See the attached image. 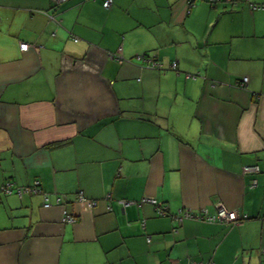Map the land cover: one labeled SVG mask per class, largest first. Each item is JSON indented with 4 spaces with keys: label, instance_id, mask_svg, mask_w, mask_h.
I'll use <instances>...</instances> for the list:
<instances>
[{
    "label": "crops",
    "instance_id": "1",
    "mask_svg": "<svg viewBox=\"0 0 264 264\" xmlns=\"http://www.w3.org/2000/svg\"><path fill=\"white\" fill-rule=\"evenodd\" d=\"M102 2L0 0V264H264V0Z\"/></svg>",
    "mask_w": 264,
    "mask_h": 264
},
{
    "label": "built area",
    "instance_id": "2",
    "mask_svg": "<svg viewBox=\"0 0 264 264\" xmlns=\"http://www.w3.org/2000/svg\"><path fill=\"white\" fill-rule=\"evenodd\" d=\"M65 0H53V2L56 4V5H60L62 2H64ZM210 2H215L216 0H208ZM225 1H229V0H225ZM111 3V0H103V6L104 7H108ZM28 44L25 43V42H21L20 43V49L22 50H26L28 48ZM114 56V55H112ZM119 57V56H117ZM152 66H158L156 64V62H152L151 63ZM171 67L172 68H175V62L171 63ZM247 78H243V81L246 82ZM259 171V168L257 165H244L242 167V172L243 173H246V172H249V173H256ZM256 183L255 180H253L252 182V185H254ZM13 190L18 194V195H21L23 193H26V192H32V193H37V192H40V189L38 187V181L35 180L33 182V185L31 186H14V184L12 182H6L5 184H3L1 187H0V193L1 192H4V193H7V194H10L13 192ZM44 196V201H43V206H50L51 203L47 201V196L46 194H43ZM82 199V196H80ZM150 200L152 203L155 204V200L154 199H148ZM143 201V200H141ZM155 209H156V212L157 214L159 215H164L166 214L165 212V207L164 206H161V205H157L155 206ZM183 216H190V217H197V218H202L206 221H210V222H213V221H216V222H226V223H237L239 221L242 220V218H245L246 216L243 215L242 217L239 216L237 214V212L235 210H230V209H227L225 208L221 203H218L217 206H216V211L214 214H205V215H195L194 213H192L191 211L189 210H184L182 211V213L180 215H178V218L181 219ZM72 216L69 215V214H66L64 216V220H67V221H71L72 220ZM190 264H201V263H190Z\"/></svg>",
    "mask_w": 264,
    "mask_h": 264
},
{
    "label": "trees",
    "instance_id": "3",
    "mask_svg": "<svg viewBox=\"0 0 264 264\" xmlns=\"http://www.w3.org/2000/svg\"><path fill=\"white\" fill-rule=\"evenodd\" d=\"M102 5H103V2H102ZM109 7V6H108ZM106 8V7H105Z\"/></svg>",
    "mask_w": 264,
    "mask_h": 264
}]
</instances>
